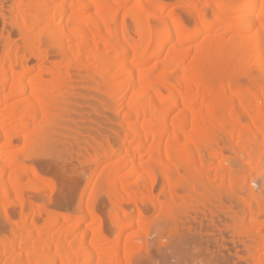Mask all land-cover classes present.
<instances>
[{
  "label": "bare ground",
  "instance_id": "1",
  "mask_svg": "<svg viewBox=\"0 0 264 264\" xmlns=\"http://www.w3.org/2000/svg\"><path fill=\"white\" fill-rule=\"evenodd\" d=\"M168 2L16 0L7 10L1 6L0 219L14 221L8 211L14 204L20 220L0 233V264H133L142 250L130 236L150 225L145 209L158 212V225L174 221L176 232L190 207L204 206L225 184L238 196L250 189L247 197H256L231 157L238 148L246 165L264 163V85L244 71L255 63L264 73V0ZM181 10L193 14V27ZM69 153L94 165L78 209L34 207L23 177L40 179L37 158L53 154L58 164ZM217 159L228 168L207 177ZM48 179L40 180L49 185ZM73 187L62 203L72 202ZM98 193L109 199L114 232H106L96 210ZM227 193L226 202L234 198ZM256 199L241 213L249 219L241 234L251 249L247 264H264V187Z\"/></svg>",
  "mask_w": 264,
  "mask_h": 264
},
{
  "label": "rangeland",
  "instance_id": "2",
  "mask_svg": "<svg viewBox=\"0 0 264 264\" xmlns=\"http://www.w3.org/2000/svg\"><path fill=\"white\" fill-rule=\"evenodd\" d=\"M163 1H169V0H163ZM174 1V0H173ZM226 1H228V2H230V3H233V4H235L234 2L236 1V0H226ZM11 2V3H10ZM16 2V0H8V2H7V0L5 1V0H0V9L2 8L1 6H3L4 8L3 9H6L7 10V8H9L8 6H10V5H12L13 3H15ZM170 2H171V4L172 3H174V2H172V0H170ZM170 2H168V3H170ZM4 4V5H1V4ZM174 5V4H173ZM236 5V4H235ZM177 7V6H176ZM233 7H234V5L232 6V7H230L229 9V12H231V11H233ZM181 13H184V14H181ZM207 13L211 16V9L210 8H207ZM180 14H181V16L184 18V20L189 24V25H191L192 26V23H193V14H190L189 12H185L184 10H181L180 11ZM248 14V13H247ZM191 15V16H190ZM208 15V16H209ZM235 15H230L229 17H234ZM209 19L210 20H213V18L211 19V17H209ZM191 23V24H190ZM131 23H128V26L130 27V29H132L133 30V26H132V24L130 25ZM190 26V28H192ZM1 28H2V25L0 26V33H1ZM220 28H218L217 30H218V32L220 31L219 30ZM1 49V48H0ZM0 53H1V50H0ZM245 72H248L249 73V75L251 76V77H249V79H252V81L253 82H255L256 84H258V85H264V73H263V71L262 70H259V66L258 65H256L255 63H251L249 66H247L246 68H245V70H244ZM242 77H241V79H243V81L245 82V83H248V80L246 79V77L244 76V75H241ZM86 127V126H85ZM81 128V127H80ZM79 128V129H80ZM83 129H87V130H89V132L88 133H91V132H93V134H96V132H94V131H92L91 129H88L87 127L86 128H83ZM83 129H80L81 131L83 130ZM106 128H102L101 130H100V133H101V131H103L102 132V134H104L105 132H106V130H105ZM86 130V131H87ZM86 131H85V135L87 134L86 133ZM81 134H84V132L82 131V133ZM92 134V135H93ZM94 136H96V135H94ZM239 148H242V145H239ZM228 152L227 153H229V154H232V152H231V150L229 151V149L227 150ZM234 156L233 157H231L230 155V157L232 158L231 160L233 161V162H235V164H237L236 165V169L238 170V168H239V170L242 172V175L243 176H245V178H247L246 179V182L244 183V185H246V186H248V188H252L251 189V191H255L254 192V194L256 195V197H257V195H259V193H261L262 192V190H263V187H264V163L263 164H261V165H259V166H257L256 164H250V165H246V161H247V159H246V157L244 158L243 157V154H240V149H238V148H235L234 149ZM226 153V154H227ZM63 154V153H62ZM72 154V155H71ZM85 154V153H84ZM53 154H51V156H52ZM55 155H57L58 156V154L57 153H55ZM55 155H53L54 156V158L56 159H58L59 157H56ZM61 154H59V156H60ZM65 155V154H64ZM66 155H68V154H66ZM82 154H80V156L79 155H77V153H76V155L75 154H73V153H69V155L68 156H63L64 157V159L65 160H62L63 162H61L60 160L62 159H60L59 161L61 162H59L60 163V165L61 166H59V163L57 164V159L55 160V163H51V162H54V158H52V161H51V156L50 157H47V155H45L46 157H44V159L45 158H47L46 160H48L49 161V159H50V161L49 162H47L46 160H43V157H42V155H41V159H38L37 157V162H36V164H37V169H39V168H41V169H39L38 171V174L40 173V175H41V177H40V175H38L39 177H40V179H42V178H45V179H48L47 177H49L50 179H48L49 180V185H45L46 183H42L41 182V180L39 179H37V180H35V181H31L30 180V178H29V176L27 177L26 175L23 177V181L24 182H30L29 183V185H28V190H27V195L29 196L28 198H29V200L30 201H32V202H34V203H32L33 204V206L35 207V203L36 204H41V206L43 205V206H46V205H44V204H50L49 206H53V207H55V208H57L58 209V211H65V210H63V209H66V208H68L67 207V205H70V208H68V210L67 211H65V212H73L74 210V208L77 210L78 208H76V206H77V202H76V200H77V198L79 197V194H80V190L82 189L81 187L83 186H85L87 183L86 182H88L89 183V179L91 180V178H92V174H93V172H94V170L93 169H91L90 167L93 165L92 163H90V161L89 162H87L86 160H87V158L85 159V156L86 155H83L84 157H82L81 156ZM52 156V157H53ZM87 157V156H86ZM236 159H235V158ZM49 158V159H48ZM233 158H234V160H233ZM246 159V161H244L243 159ZM238 159H240V160H238ZM244 161H242V160ZM43 160V161H42ZM237 160V161H236ZM34 161V160H33ZM46 161V162H45ZM67 163H66V162ZM239 161V162H238ZM240 161H241V163H240ZM42 162V163H41ZM44 162V163H43ZM220 159H217V161H215L214 162V164H212V165H210L211 167L208 169L209 171H207V177H210V178H214V177H212L213 176V171H215V172H218V170H219V168H220V170L219 171H223V170H225V169H227L228 167V163H224V166H220ZM50 163V164H49ZM90 163V164H89ZM217 163V164H216ZM219 163V164H218ZM243 163V164H242ZM245 163V164H244ZM36 164L34 163V165L36 166ZM47 164V165H46ZM67 164V165H66ZM105 164H108V163H104V165ZM226 164V165H225ZM241 164V165H240ZM46 165V166H45ZM56 165V166H55ZM66 167H64V166ZM104 165L101 167V168H103L104 167ZM220 167H219V166ZM223 165V164H222ZM38 166H40L39 168H38ZM42 166H43V168H42ZM62 166H63V170L62 169H60L59 167H61L62 168ZM240 166V167H239ZM49 167V168H48ZM93 168H94V165L92 166ZM217 167H218V170H217ZM227 167V168H226ZM51 168H53V169H51ZM225 168V169H224ZM60 169V170H59ZM213 169V170H212ZM51 170V171H50ZM54 170V171H53ZM65 170H67V171H65ZM92 170H93V172H92ZM102 170V169H101ZM100 170V171H101ZM55 172H56V174H55ZM60 172V173H59ZM65 173L64 175H65V177L63 176V174L62 173ZM59 173V174H58ZM67 173V174H66ZM68 173H69V175H68ZM209 173V174H208ZM213 173V174H212ZM47 174V175H46ZM49 174H50V176H49ZM54 174V175H53ZM73 175V176H71V175ZM210 174H211V176H210ZM215 174H219V173H215ZM66 175H68V177L66 176ZM209 175V176H208ZM216 175V176H217ZM75 176V177H74ZM27 177V178H26ZM52 177V178H51ZM59 177V179H63V181L62 182H65V184L63 183V186H59L60 184L62 185V182L61 181H59V179H58V181L56 182V180H57V178ZM63 177V178H62ZM67 177V179H65ZM74 178V179H71V178ZM219 177V176H218ZM217 177V178H218ZM56 178V179H55ZM77 178V179H76ZM53 179V180H52ZM65 179V180H64ZM44 180V179H43ZM47 180V181H48ZM52 180V181H51ZM263 180V181H262ZM72 181V182H71ZM75 183H74V182ZM35 182V183H34ZM52 182V183H51ZM53 182H54V184H53ZM56 182V183H55ZM77 182V183H76ZM42 183V184H41ZM72 183V184H71ZM74 183V184H73ZM56 184V186L54 187V185ZM59 184V185H58ZM68 184V185H67ZM70 184V185H69ZM44 186V188L42 187V186ZM73 185H75L74 187H73ZM77 185H78V187H77ZM228 185V184H227ZM226 184H225V186L223 185V187H221V189H219V190H217V193L215 194L216 195V198H215V196H213L214 198H207L206 200L208 201V202H206V200H205V205L204 206H202V207H197V210H194V207H193V209H191L190 210V208H189V211L188 212H190L189 213V216L187 217V218H183L181 215H179V216H181L180 218H182V219H180L179 220V222H181V223H178L177 225L180 227V231L179 230H177L176 232H174V230L172 231V229L174 228V221H173V223H171L172 225H170V226H168L166 223H164V222H162V223H164V226H163V224L161 223V225H158V224H156V222L154 221V219L156 220V219H158L157 217H159L160 218V216H158V212L156 211V210H152V209H150V208H147V209H145V215H146V218L148 219L147 221H149L148 222V224H150V225H148V224H146V225H148L147 227H146V229H144V230H142V232H132V234H131V240L136 244V245H138V246H140V249L142 250V251H140V252H138V253H141V255H139V257H138V260L137 261H135L136 259H134L133 261V264H183V262H184V264H247V262H248V258H251L250 257V253H251V249H249V245L247 244L248 242H246L247 240L243 237V235H241L243 232H244V230L247 228V226H248V224H249V219L247 218V219H243V214H241V213H244V211H245V209H246V207L248 206V203L250 204V202L252 203V204H255V203H257L256 202V200L258 201L259 200V198L258 199H256V197L255 198H249V197H247V193L249 192V190L250 189H248V192H246V191H242V192H240L241 194L243 193L245 196L242 198V196L243 195H239L238 196V194H239V190H234V189H227V187L229 188H235V186L234 187H231V186H227ZM53 186V187H52ZM64 186H65V188H64ZM67 186V187H66ZM69 186H70V189H68L69 188ZM62 187V188H61ZM71 187H73L72 188V190H73V192H72V195H74V196H72L73 198H71L70 200H72V202H65V203H62V199H63V196H64V194H66L65 196H67L68 195V192H70L71 193ZM238 186H236V188H237ZM45 188H47V189H45ZM64 188V189H63ZM76 188V189H75ZM225 188V189H224ZM53 189V190H52ZM239 189H240V187H239ZM75 190V191H74ZM230 190H231V192H230ZM260 190V191H259ZM64 191H65V193H64ZM91 191V188L89 187L88 189H87V191H86V196H88V194H89V192ZM235 191V192H234ZM238 193H237V192ZM259 191V192H258ZM221 192V193H220ZM227 192H229L231 195L230 196H232L233 195V197L235 198H231L230 196V199H231V201H232V203H231V201H230V199H229V201L227 200V202L225 201L226 200V198L225 197H227L229 194L227 193ZM258 192V193H257ZM52 193V194H51ZM155 193H159V192H155ZM232 193H234V194H232ZM98 195V197H97V208H96V210L98 209V211L97 212H99V214H101V216L104 218L103 219V221L105 220V222L103 223L104 225V227L107 229V231H106V229H105V231L106 232H114L112 229H113V226H112V223L110 222V215H111V205H110V202L108 201L109 199H107V196L104 194V193H98L97 194ZM96 195V196H97ZM219 195V196H218ZM222 195V196H221ZM235 195H237L236 197H235ZM35 196H37V198L35 197ZM56 196V197H55ZM224 196V197H223ZM34 197V198H33ZM101 197V198H100ZM238 197V198H237ZM31 198V199H30ZM32 198H33V200H32ZM36 198V201L34 200ZM56 198H58V199H56ZM62 198V199H61ZM218 198V199H217ZM223 198V199H222ZM228 198V197H227ZM245 199L244 201L245 202H243L242 201V199ZM38 199V200H37ZM40 199V200H39ZM209 199V200H208ZM256 199V200H255ZM44 200V201H43ZM60 200V201H59ZM211 200H213V202L211 201ZM235 200V201H234ZM236 200H238L237 202H239V203H237L236 202ZM29 201V202H30ZM49 201L51 202V203H49ZM248 203H247V202ZM252 201H254V202H252ZM61 202V203H60ZM102 202V203H101ZM107 202V203H106ZM214 203V204H210V203ZM219 202V203H218ZM243 202V203H242ZM52 203H54V204H52ZM229 203V204H228ZM230 203H231V205H230ZM221 204V205H220ZM225 204V205H224ZM245 204H247V206L245 205ZM71 205H72V207H73V209H71L72 207H71ZM203 205V204H202ZM224 205V206H223ZM228 205V206H227ZM38 205H36V207H37ZM49 206H48V208H49ZM51 206V208H53ZM188 206V205H187ZM201 206V205H200ZM222 206V207H221ZM227 206V207H226ZM232 207V208H231ZM9 209H8V211H9V213H13V215H14V213L16 214V217L14 218V216L12 215V213L10 214L12 217H11V219L13 220L14 219V221L16 222H18V220H20L19 219V207L17 206V205H14V204H12V205H10L9 207H8ZM54 208V209H55ZM100 208V209H99ZM215 208H216V212H214L215 211ZM242 208H243V210H242ZM56 209V210H57ZM149 209V210H148ZM227 210V211H224V210ZM55 210V211H56ZM73 210V211H72ZM146 210H147V212H146ZM202 210V211H201ZM209 210V211H208ZM211 210V211H210ZM233 210V211H232ZM133 212L135 211L134 209L132 210ZM152 211V212H151ZM76 212H79V211H76ZM210 212V213H209ZM213 212V213H212ZM234 213V214H232V213ZM69 213V214H70ZM75 213V212H74ZM132 213V212H131ZM226 213V214H225ZM109 214V215H108ZM185 213H183V216H185L184 215ZM187 214V213H186ZM228 214V215H227ZM18 215V216H17ZM148 215V216H147ZM157 215V216H156ZM230 215V216H229ZM238 215V216H237ZM2 215H0V217H1ZM110 216V217H109ZM109 218V219H108ZM227 218V219H226ZM10 219V220H11ZM16 219V220H15ZM107 219V220H106ZM161 219H163V218H161ZM160 219V220H161ZM166 218H164V220H165ZM186 219V220H185ZM229 219V220H228ZM40 220V219H39ZM153 222H155V223H153ZM168 220V219H167ZM171 219H169L167 222H169ZM183 220V221H182ZM1 221H3L2 219H0V228L2 229V231H0V233H1V235H4L3 233H5V234H8V231H10L11 232V230H12V228H14V227H12V226H14L13 225V223H15L14 221H11L12 222V225H11V222L8 220L7 221V225H5L6 223L4 222H2L3 224H4V226H3V228H2V223H1ZM157 221V220H156ZM184 221L187 223H185V224H183L184 223ZM244 221V222H243ZM175 222H177V219L175 220ZM158 223V222H157ZM16 224V223H15ZM39 224H40V222H39ZM42 224V223H41ZM160 224V223H159ZM166 224V225H165ZM179 224H181V225H179ZM158 225V228L156 227L155 228V226H157ZM176 225V224H175ZM182 225H183V227H182ZM185 225V226H184ZM188 226V228H193L194 227V229H192V231L191 232H187V230H188V228L186 229V231H181V230H183L185 227H187ZM189 225H190V227H189ZM110 226V227H109ZM166 226H168V227H166ZM173 226V227H172ZM198 226V227H197ZM202 226V227H201ZM251 226V225H250ZM6 227V228H5ZM170 227V228H169ZM10 228V229H9ZM145 228V227H144ZM148 228V229H147ZM150 228H151V230H150ZM153 228H155V229H153ZM160 228V229H159ZM163 230H162V229ZM164 228H165V230H164ZM172 228V229H171ZM199 228V229H198ZM253 228H254V226H253ZM0 229V230H1ZM109 229V230H108ZM157 229V230H156ZM197 229V230H196ZM7 230V231H6ZM161 231L160 233L162 234V235H159V231ZM168 230H169V233H168ZM171 230V231H170ZM185 230V229H184ZM147 231V232H146ZM164 231L165 232H167L166 234L164 233ZM9 232V233H10ZM172 234H171V233ZM178 232V233H177ZM180 232V233H179ZM187 233V235H189V236H186V233ZM177 233V234H176ZM183 233V234H182ZM195 233V234H194ZM199 233V234H198ZM263 235H264V231L263 232H261ZM158 234V235H157ZM166 236H165V235ZM168 235V236H167ZM179 235V236H178ZM191 235V236H190ZM197 235H199L198 237H197ZM238 237H236V236ZM165 236V237H164ZM193 236V237H192ZM239 236H242L241 237V239L239 238ZM197 237V238H196ZM205 237V238H204ZM233 237V238H232ZM176 238V239H175ZM179 238V239H178ZM182 239V240H181ZM243 239H245V240H243ZM192 240H194V241H192ZM204 240V241H203ZM232 240V241H231ZM234 240H235V243H233L234 242ZM182 241V242H181ZM191 241V242H190ZM207 241H208V243H207ZM238 241V242H237ZM241 241H244V242H242V244L240 243ZM188 242V243H187ZM204 242V243H203ZM191 243H192V246H191ZM199 243V244H198ZM219 243V244H218ZM238 243V244H237ZM245 245H244V244ZM182 244V245H181ZM187 244H188V246L190 247V251H189V247L187 246ZM203 244V245H202ZM187 247H186V246ZM199 246V247H198ZM214 248H213V247ZM217 246V247H216ZM246 246V247H245ZM173 249H172V248ZM183 249H182V248ZM219 247V248H218ZM244 247V248H243ZM194 248H195V250H194ZM216 248V249H215ZM238 248V249H237ZM246 248V249H245ZM168 249H170V250H168ZM187 249V251H185ZM192 249V250H191ZM197 249V250H196ZM205 249V250H204ZM217 249H219V250H217ZM247 249H249V250H247ZM175 250V251H174ZM181 250V251H180ZM182 250H184V251H182ZM199 250V251H198ZM214 250V251H213ZM254 250V252H257V250L256 249H253ZM256 250V251H255ZM201 251V252H200ZM208 251V252H207ZM217 251H219V252H217ZM180 252L181 253H183V255L182 254H180ZM187 252V253H186ZM199 252V253H198ZM212 252V253H211ZM246 252V253H245ZM250 252V253H249ZM168 254V255H167ZM172 254V257L173 258H175V256H176V259H173V260H171L170 259V255ZM197 254V255H196ZM207 254V255H206ZM241 254V255H240ZM163 255V256H162ZM167 255V256H166ZM175 255V256H174ZM177 255H179V256H177ZM192 255V256H191ZM199 255V256H198ZM200 255H201V257H200ZM245 255H247V257L245 256ZM138 256V255H137ZM136 256V257H137ZM135 257V258H136ZM169 257V258H168ZM192 257H196V258H192ZM204 257V258H203ZM243 257V258H242ZM198 258H199V260H198ZM200 258H201V261H200ZM236 258V259H235ZM180 259V260H179ZM184 259V260H183ZM204 259V260H203ZM186 260V261H185ZM187 260H189V261H187ZM196 260V261H195ZM172 261V262H171ZM165 262V263H164ZM192 262V263H191ZM206 262V263H205ZM246 262V263H245ZM248 264H250V263H248Z\"/></svg>",
  "mask_w": 264,
  "mask_h": 264
}]
</instances>
